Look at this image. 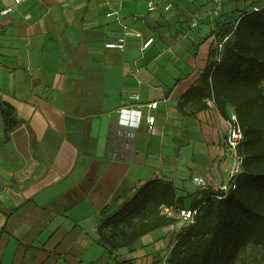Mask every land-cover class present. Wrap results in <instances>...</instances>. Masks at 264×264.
Here are the masks:
<instances>
[{"label":"crops","instance_id":"0c3cea01","mask_svg":"<svg viewBox=\"0 0 264 264\" xmlns=\"http://www.w3.org/2000/svg\"><path fill=\"white\" fill-rule=\"evenodd\" d=\"M168 1L149 13L147 0H0L13 9L0 13V102L18 120L7 136L0 110V264H155L180 223L113 260L97 241L103 219L152 180L172 182L185 210L229 185L228 120L211 99L194 118L179 109L211 43L184 39L191 3ZM128 32L139 37L106 47Z\"/></svg>","mask_w":264,"mask_h":264},{"label":"trees","instance_id":"16d2710c","mask_svg":"<svg viewBox=\"0 0 264 264\" xmlns=\"http://www.w3.org/2000/svg\"><path fill=\"white\" fill-rule=\"evenodd\" d=\"M215 22L206 40L212 34L228 38L221 62L213 63L212 50L179 109L194 118L211 99L229 120L232 108L243 133L238 147L242 172L234 179L235 189L205 198L193 223L176 234L166 264H241L248 252L264 253V8L235 10ZM0 110L8 136L18 120L8 104L0 102ZM165 209H185V198L173 183L157 179L144 184L122 209L103 219L97 241L105 255L117 260L118 251L131 250L142 237L177 223Z\"/></svg>","mask_w":264,"mask_h":264},{"label":"built area","instance_id":"2783aa9c","mask_svg":"<svg viewBox=\"0 0 264 264\" xmlns=\"http://www.w3.org/2000/svg\"><path fill=\"white\" fill-rule=\"evenodd\" d=\"M23 0H14L15 4H19L21 3ZM229 0H214L213 6L211 9H205L204 15L211 17L210 19L212 21H215L217 18H219L223 12V8L226 2H228ZM250 3L252 2H259V4H255L251 7V9L255 12H259L264 8V0H247ZM163 3V0H147V11L149 13H156L158 12L160 9H162V11L164 13L169 12L173 5L170 1H168L166 4H164V6L161 7ZM12 8H6L5 10H2L0 13L3 15H6L10 12H12ZM198 19L196 18L193 20L191 27L195 28L198 26ZM215 29V28H214ZM214 29L212 31H214ZM135 37H139L138 34H134L131 32L125 33L124 37L119 39L117 43H109L106 45L107 48L109 49H119V50H123L125 48V41L126 38H135ZM213 43H214V48L213 51H215V56L213 57V63L215 64H219L221 62L222 59V51H223V46L226 42V40L228 38L225 39H220L219 37H217L215 34H212L209 38ZM153 39H149L148 41H146L143 45V49H147L148 47L151 46V44L153 43ZM171 53H173L171 50H169ZM138 99V97H136ZM158 106V103L155 102L153 104H151V108L152 109H156ZM134 113L136 114L133 118L134 120H137L138 117L140 116L141 112L139 111H130V110H123L121 112V116L125 117L128 113ZM131 121L129 122V124L131 125H136L138 126L137 121ZM154 120L155 118L153 116H150L147 121L149 123L150 126H152L154 124ZM125 121V120H124ZM128 122V121H125ZM229 126H230V131L227 137V145L229 147V150L232 154V157L234 158L235 161V165L232 169V172L230 174V182L229 185L227 187H225L224 192H227L230 189H235L236 186L234 184V179L242 172V156L240 155L239 151H238V147L241 144L242 140H243V133L242 130L238 124V120L236 115H231L230 119L228 120ZM194 184L200 188H205V183L199 179V178H195L193 180ZM168 210V209H166ZM197 214V210L193 209V210H177L174 213V218H176L179 222H182L186 225L188 224H192L194 221V217Z\"/></svg>","mask_w":264,"mask_h":264},{"label":"rangeland","instance_id":"374dc122","mask_svg":"<svg viewBox=\"0 0 264 264\" xmlns=\"http://www.w3.org/2000/svg\"><path fill=\"white\" fill-rule=\"evenodd\" d=\"M174 2V5L177 6L178 1L180 3V0H172ZM191 4L188 6H185L184 10V14H186V12H189L188 14L191 13V15H184V19H182V21L180 22V24L182 25V32L181 33L184 37V39H186L187 37L191 36L192 34L196 35L199 38H205L207 36H209V32L212 31L215 28V21H212L209 16L204 15L205 9H211L214 3V0H188ZM193 7H190L192 6ZM250 2L247 0H229L228 2L225 3L224 8H223V12L222 14L226 15L229 14L235 10H249L252 6H250ZM205 6L206 8L203 10H201V7ZM192 8V9H191ZM193 11H195L193 13ZM195 13H200L198 16L194 17ZM199 18L198 19V26L195 28L191 27V24L193 22L194 19ZM209 42L211 43V49L210 51L213 50L214 48V43L209 39ZM188 206H190V203H188ZM199 205H193L190 206L189 208L191 210L193 209H197ZM177 220V219H176ZM178 223H180L178 226H186L184 223L179 222L177 220ZM181 226V227H182ZM179 228V227H178ZM151 235H153V237L158 235V232L152 233ZM168 238H166V241L168 243L169 239H175V233H173L171 236H167ZM172 242V240H171ZM170 242V243H171ZM169 250V246L166 247L165 249V253H162L161 257L159 260L155 261V264H166V259L168 257V251ZM157 259V257L155 258ZM241 264H264V253H258V252H248L247 254H245L243 256L242 262Z\"/></svg>","mask_w":264,"mask_h":264}]
</instances>
